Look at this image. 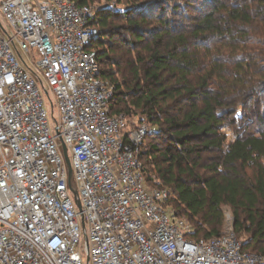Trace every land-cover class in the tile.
Listing matches in <instances>:
<instances>
[{
  "label": "built area",
  "instance_id": "1",
  "mask_svg": "<svg viewBox=\"0 0 264 264\" xmlns=\"http://www.w3.org/2000/svg\"><path fill=\"white\" fill-rule=\"evenodd\" d=\"M0 13V264H264L231 213L221 234L195 238L148 183L140 150L155 127L110 112L92 5L0 0ZM24 53L39 55L37 72Z\"/></svg>",
  "mask_w": 264,
  "mask_h": 264
},
{
  "label": "trees",
  "instance_id": "2",
  "mask_svg": "<svg viewBox=\"0 0 264 264\" xmlns=\"http://www.w3.org/2000/svg\"><path fill=\"white\" fill-rule=\"evenodd\" d=\"M190 1L134 0L119 27L120 13L94 16L100 76L114 85L110 112L155 127L140 150L145 177L168 190L193 237L221 234L229 207L244 248L264 255V0H202L181 23ZM149 7L161 12L148 18ZM146 37V57L120 54ZM123 64L134 75L126 85L117 78Z\"/></svg>",
  "mask_w": 264,
  "mask_h": 264
},
{
  "label": "rangeland",
  "instance_id": "3",
  "mask_svg": "<svg viewBox=\"0 0 264 264\" xmlns=\"http://www.w3.org/2000/svg\"><path fill=\"white\" fill-rule=\"evenodd\" d=\"M90 5L93 6L94 11L96 14L99 13H103L106 12L108 10H112L115 11L117 13H120V15L115 19V21H113V26L115 25L116 27H119L121 25H128L127 23V18L126 17V13L130 12V11H134L136 8L137 3L134 2V0H92ZM203 5V1L202 0H193L190 1V7L187 9V12H184L180 17L179 20L182 21L181 23L186 22L185 24H190L189 20H188V16H191V14H195L196 10L195 8L198 7H202ZM157 12V13H156ZM161 10H159L158 8H151L149 7L148 9H145V14H147V17L150 18L151 15L150 14H158L160 13ZM190 14V15H188ZM130 16H135L133 13L130 14ZM0 21L2 22L3 26L10 31L9 26L7 21L5 20V18L3 17V15L0 13ZM154 26H156L157 24L155 22ZM147 27H152L153 24H149V25H145ZM113 30V29H112ZM149 38L146 37V39L143 42H139L137 43V46L135 48V50L131 53V51L128 49V47H123V56L125 57V59H129V60H136L135 58L137 57V55H141L143 57H146L148 54V45L149 44ZM24 59L26 60L28 66L30 68H32L33 70L36 71V59L39 58V55L37 53H35L33 55V57L28 56L26 53L23 54ZM106 67V66H105ZM107 68V67H106ZM114 69L116 70V67H114ZM121 70L123 71V74L120 72H117V78L119 79V81L121 83H123L124 85L131 83V81L134 78V75L130 73V69L128 66H126L125 64L122 65ZM37 72V71H36ZM40 76V75H39ZM41 77V76H40ZM126 88V86H125ZM44 94V99H45V107L49 113V120H50V125L53 129L54 132L55 131V127H56V121L55 118L60 121L61 115H60V111L58 108V104H57V99L56 96L54 94V92L50 89L49 90V95H47V93L45 91H43ZM51 100L54 103V107L52 108L51 106ZM52 112L54 114V117L52 116ZM232 119V117H231ZM224 132L227 133L228 136V140H231L234 138L235 136V131H234V127H232L231 125H226L225 128L223 129ZM148 142H154L153 138H149L147 140ZM160 142H164V141H160ZM58 143L60 145L61 140H58ZM162 144V143H161ZM164 144V143H163ZM162 144V148H166V145ZM70 156H71V152H70ZM161 159V158H160ZM225 212H229L232 214L231 209L229 207H224ZM242 238H244L246 240V235L245 234H241ZM84 259H86V256L84 255Z\"/></svg>",
  "mask_w": 264,
  "mask_h": 264
},
{
  "label": "water",
  "instance_id": "4",
  "mask_svg": "<svg viewBox=\"0 0 264 264\" xmlns=\"http://www.w3.org/2000/svg\"><path fill=\"white\" fill-rule=\"evenodd\" d=\"M64 153H65L66 163H67V167H68L69 178H70V181H71V178H72V167H71L70 159L68 158L65 146H64ZM73 192H74V195H75V199H76L77 205L81 208V204H80V201H79L78 193L74 189H73Z\"/></svg>",
  "mask_w": 264,
  "mask_h": 264
}]
</instances>
